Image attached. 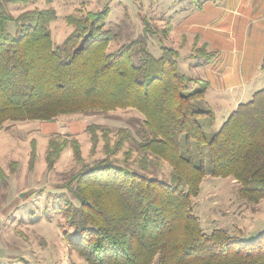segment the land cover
I'll return each instance as SVG.
<instances>
[{"label": "trees", "instance_id": "obj_1", "mask_svg": "<svg viewBox=\"0 0 264 264\" xmlns=\"http://www.w3.org/2000/svg\"><path fill=\"white\" fill-rule=\"evenodd\" d=\"M28 2L0 0V128L5 121L133 108L143 118L135 142L142 158L170 166V180L163 182L111 159L132 138L128 128L116 129L112 142L109 128L88 126L91 142L99 129L106 144L104 157L91 164L83 163L75 139H50L48 169L67 145L80 164L62 185L78 202L66 201L61 211L72 229L63 231L66 243L86 264H264V231L250 240L221 227L206 233L191 207L207 160L210 175L237 182L242 200L264 197V88L206 136L198 118L207 116L213 125V113L194 111L192 100L204 97L208 84L190 90L200 80L179 72L176 50L162 48L154 58L142 35L108 53L107 8L67 15L72 30L54 45L52 7L15 17L7 10ZM205 46L194 47L202 64L216 55ZM261 59L264 70V50Z\"/></svg>", "mask_w": 264, "mask_h": 264}, {"label": "rangeland", "instance_id": "obj_2", "mask_svg": "<svg viewBox=\"0 0 264 264\" xmlns=\"http://www.w3.org/2000/svg\"><path fill=\"white\" fill-rule=\"evenodd\" d=\"M47 7L56 14L48 26L54 45H59L72 30L65 20L67 15L107 8L104 25L113 33L105 50L108 53L142 35L154 58L162 55V48L176 50L179 72L200 80L190 90L208 84L204 97L192 100L194 111L213 113V125L207 116L198 118L206 136L238 103L248 101L254 92L264 88V70H255L252 62L244 66V55L238 58L239 65L228 66L233 44L238 53L246 49L256 53L264 47V31L258 35L255 32L256 26L264 27V0H29L7 5V10L15 17L25 10ZM256 12L260 17L255 20ZM13 27L11 23L7 29L14 34ZM219 32L226 38L233 34V39L214 40L210 33ZM202 44L216 54L203 63L208 65L205 68L197 67L204 59L194 57V47ZM236 67L244 71L241 75L248 76L242 83L235 80ZM92 124L109 128L112 142L116 129L128 128L132 138L123 142L111 159L147 177L169 182L170 166L166 162L159 165L150 156L142 158L143 153L137 150L135 142L144 125L142 116L133 108L65 114L53 121H5L0 128V264H86L63 237V231L70 233L72 229L61 212L68 200L78 205L62 185L80 164L68 145L52 169H48L45 159L49 140L57 137L75 139L83 163L91 164L104 157L102 132L93 130L94 143L86 132ZM208 166L207 160L205 176L191 206L202 229L208 233L221 227L244 240L264 231V197L257 203L242 200L236 192L237 182L232 177L210 175Z\"/></svg>", "mask_w": 264, "mask_h": 264}, {"label": "crops", "instance_id": "obj_3", "mask_svg": "<svg viewBox=\"0 0 264 264\" xmlns=\"http://www.w3.org/2000/svg\"><path fill=\"white\" fill-rule=\"evenodd\" d=\"M260 17V14H258V12H256L255 13V20L256 19H258ZM245 23V22H244ZM261 31H264V27H262L261 25L259 26H256V29H255V32H257V35L258 34H260L261 33ZM210 34H212V38L214 39V40H232L233 39V34H231V36L228 34V37L226 38V37H220L221 35H224L225 33H221L220 34V32L218 33V34H216V33H210ZM229 38V39H228ZM207 43V42H206ZM208 44V43H207ZM209 45V44H208ZM208 47H212V46H208ZM236 47V44H233L232 45V49L230 50V52H231V55L233 56V57H231L230 59H228L229 60V65L228 66H230V65H232V64H238L239 65V59L238 58H240L242 55H244V57H245V59H246V61L245 62H247V63H245V64H243L244 66H249L250 65V63L251 64H253V67L255 68V70H261V68H260V65H261V57H262V54H263V50H264V47H261L260 48V50L258 51H256V53H253L252 51H251V49H246L243 53H238L237 52V49L235 48ZM212 48H214V47H212ZM233 49H235V52H233L234 50ZM227 51V50H226ZM247 51H248V53H247ZM254 56V57H253ZM258 58H257V57ZM237 65V66H238ZM208 65H203L202 63H200V65H198L197 67H201V68H205V67H207ZM229 68V67H228ZM234 72L236 73V77H235V80H236V82L237 83H242V82H244L245 81V78H248V76H246V77H244L243 75H241V73H244V71H240L239 70V67H236L235 69H234ZM227 116H225L224 118H223V120L226 118ZM222 120V121H223ZM221 124H222V122H221Z\"/></svg>", "mask_w": 264, "mask_h": 264}]
</instances>
